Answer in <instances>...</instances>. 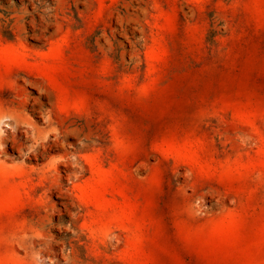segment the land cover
<instances>
[{
	"label": "rangeland",
	"instance_id": "1",
	"mask_svg": "<svg viewBox=\"0 0 264 264\" xmlns=\"http://www.w3.org/2000/svg\"><path fill=\"white\" fill-rule=\"evenodd\" d=\"M0 264H264V0H0Z\"/></svg>",
	"mask_w": 264,
	"mask_h": 264
}]
</instances>
